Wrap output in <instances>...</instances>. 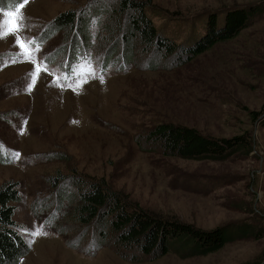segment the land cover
<instances>
[{
    "label": "rangeland",
    "instance_id": "1",
    "mask_svg": "<svg viewBox=\"0 0 264 264\" xmlns=\"http://www.w3.org/2000/svg\"><path fill=\"white\" fill-rule=\"evenodd\" d=\"M95 1L24 0L17 7L23 16L20 30L0 36V186L17 183L13 218L30 246L19 264L255 261L264 252V235L206 255L182 257L171 250L133 262L100 245L95 228L79 229L67 221L76 194L71 177L104 182L141 209L203 229L247 217L234 207L238 202L244 206L252 200L254 211L264 214V128L253 126V155L225 161L182 159L148 149L144 140L138 143V136L159 122L216 137L250 129L249 112L264 109V19L172 69H143L136 54L141 66L119 70L120 51L105 65L101 51L71 55L64 50V30L41 38L60 12L109 3ZM140 1L153 6L146 12L162 36L189 45L205 33L210 12L261 0ZM17 8H0V23L7 19L9 27L16 25ZM105 18L94 12L87 28H99ZM37 231L41 234L34 235Z\"/></svg>",
    "mask_w": 264,
    "mask_h": 264
},
{
    "label": "trees",
    "instance_id": "2",
    "mask_svg": "<svg viewBox=\"0 0 264 264\" xmlns=\"http://www.w3.org/2000/svg\"><path fill=\"white\" fill-rule=\"evenodd\" d=\"M105 1L96 0L95 3ZM23 2L0 0V8L13 10ZM147 7L153 6L140 0H109L103 7L95 9L89 2L78 9L57 14L47 24L41 38L46 40L64 30L68 42L62 47L71 55L80 49L92 50L97 52L95 54L101 51L106 65L120 51L119 58L124 64L117 69L143 63V69L154 71L159 67L172 69L186 64L216 44L237 38L245 29L264 19V0L220 9L224 10L220 14L210 12L204 19L205 33L194 43L185 45L176 44L157 31L146 12ZM94 12L106 18L99 28L89 30L88 19ZM108 48L112 53L109 54ZM136 54H140L141 64L137 62ZM249 118L250 129L229 137L204 134L191 126L159 122L138 136V143L142 145L144 140L148 149L187 160L247 158L253 155L256 146L253 126L264 128V109L250 111ZM70 180L76 187V194L75 203L68 211L69 224L79 229L95 228L100 245L112 246L121 257L133 262L156 259L171 250L182 257L206 255L227 243L249 237L260 239L264 235V214L254 211L258 208L252 200L244 206L240 202L234 206L247 213V217L203 229L141 209L104 182L75 181L73 177ZM17 200V183H3L0 186V264H19L30 250L13 218L15 206L12 203ZM245 264H264V252L255 261Z\"/></svg>",
    "mask_w": 264,
    "mask_h": 264
},
{
    "label": "snow or ice",
    "instance_id": "3",
    "mask_svg": "<svg viewBox=\"0 0 264 264\" xmlns=\"http://www.w3.org/2000/svg\"><path fill=\"white\" fill-rule=\"evenodd\" d=\"M22 7H23V5H20V8H22ZM20 8H17L16 13H15L16 20H17L16 25L9 27V21L7 19H5L2 23H0V36H7L8 34H13V33L18 32L20 30L21 22L23 20V16L20 14ZM4 15L6 17H12L14 15V13L13 12H6V13H4ZM21 47H23V45H21ZM87 64L91 65V60H88ZM37 71H39V69H37ZM73 71H75V69H73ZM39 234H41L40 231H37L34 233V235H39Z\"/></svg>",
    "mask_w": 264,
    "mask_h": 264
}]
</instances>
